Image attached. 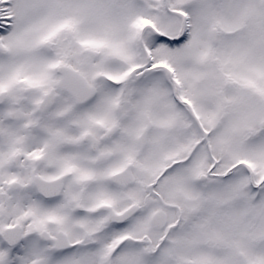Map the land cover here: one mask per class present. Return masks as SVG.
I'll return each instance as SVG.
<instances>
[{"label":"snow or ice","instance_id":"6c2138e0","mask_svg":"<svg viewBox=\"0 0 264 264\" xmlns=\"http://www.w3.org/2000/svg\"><path fill=\"white\" fill-rule=\"evenodd\" d=\"M0 264H264V0H0Z\"/></svg>","mask_w":264,"mask_h":264}]
</instances>
